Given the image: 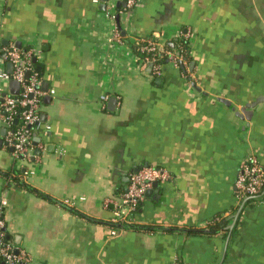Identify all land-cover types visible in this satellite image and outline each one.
Instances as JSON below:
<instances>
[{
  "label": "crops",
  "instance_id": "0c3cea01",
  "mask_svg": "<svg viewBox=\"0 0 264 264\" xmlns=\"http://www.w3.org/2000/svg\"><path fill=\"white\" fill-rule=\"evenodd\" d=\"M107 11L102 0H0V45L36 51L48 85L30 162L5 142L0 99L8 237L29 264H264V195L235 193L244 159L264 167V103L236 115L264 97V0H114L119 21ZM147 37H186L189 73L143 67L133 47ZM12 69L0 52V75ZM10 83L0 77L17 95ZM144 166L172 178L113 236L104 201ZM216 218L224 230L187 232Z\"/></svg>",
  "mask_w": 264,
  "mask_h": 264
},
{
  "label": "built area",
  "instance_id": "2783aa9c",
  "mask_svg": "<svg viewBox=\"0 0 264 264\" xmlns=\"http://www.w3.org/2000/svg\"><path fill=\"white\" fill-rule=\"evenodd\" d=\"M113 1H107L106 15L116 19V16L109 11ZM138 2L139 0H124L125 10H132ZM113 40L122 43L120 29L116 25ZM135 45L138 51L144 54L141 60L142 66H151L154 75H160L163 71L160 61L162 58H166L173 68L182 67L184 74L189 73L188 59L159 39L147 37L137 40ZM0 52L3 59L13 68L11 73H3L0 77L6 81H16L20 85L17 95L8 93L0 87L5 142L12 149L15 160L30 162L35 158L33 141L36 133L40 131L41 106L45 96L41 88V77L33 62L37 53L33 50H21L14 44L6 47L0 45ZM171 178L172 175L168 170L153 166H144L133 172L124 192L104 201V206L113 210L112 225L127 223L128 216L145 201L146 194L153 188L154 183H164ZM235 193L238 198H257L264 195V167L255 156H248L241 162L235 180ZM8 204L7 198L0 199V264H29L30 255L25 250L17 248L8 237L5 220ZM117 234V230L113 228L112 235Z\"/></svg>",
  "mask_w": 264,
  "mask_h": 264
},
{
  "label": "trees",
  "instance_id": "16d2710c",
  "mask_svg": "<svg viewBox=\"0 0 264 264\" xmlns=\"http://www.w3.org/2000/svg\"><path fill=\"white\" fill-rule=\"evenodd\" d=\"M140 40H142V39H140ZM188 42L189 41L187 40V38L184 37L182 40L177 41L173 45H169V44L168 45L170 46V48H172V49L175 48L176 50H178V52H180L182 55H184V57L186 59H188L189 65H190L191 59L189 57V43ZM133 48L135 50V54L137 56V60L141 62V60L144 58V54H142V53H140L138 51V48H137L136 45ZM160 61H161L162 65H163V68L168 63L166 58H162V59H160ZM39 76L41 77V73H39ZM141 206L142 205L140 204V206L138 207V209L134 213H136ZM130 216H128L129 219H130ZM111 227L114 228V227H117V225H112V223H111ZM224 227H225L224 219L216 218L213 221H211L208 224V226L206 228H204V229H202V228H200V229H198V228H189V230L187 232L189 234H201V233L215 234V233L219 232L220 230H224ZM136 228H139V227L137 226Z\"/></svg>",
  "mask_w": 264,
  "mask_h": 264
},
{
  "label": "water",
  "instance_id": "95a60500",
  "mask_svg": "<svg viewBox=\"0 0 264 264\" xmlns=\"http://www.w3.org/2000/svg\"><path fill=\"white\" fill-rule=\"evenodd\" d=\"M102 1H103V2H107L108 0H102ZM102 9H105V5H104V4H102ZM116 20L119 21V16H117ZM17 47H18V48H21V44L18 43V44H17ZM10 66L12 67L11 64H10ZM28 75H29V74H28ZM10 85H11V87H12V91H15V92L17 93L18 88L20 87L19 83L16 82V81H11ZM44 86H45V87H44ZM43 89L46 90V91H48V85H47V84H43ZM47 99H49V97H48ZM261 103H264V97L257 98L254 102H252V103H250V104H246L245 106H243V107L240 109L239 112L236 113V115H237L239 118H241V119H245V118H246L247 120H250L251 117H252V115H253V111H252V110H253L257 105H259V104H261ZM43 119H44V116H41V121H43ZM38 140H39L38 138H35V141H38ZM158 185H159L158 183H154V185H153V189H156V188L158 187ZM153 189L149 190V191L147 192L146 195L149 196V195L152 193Z\"/></svg>",
  "mask_w": 264,
  "mask_h": 264
}]
</instances>
